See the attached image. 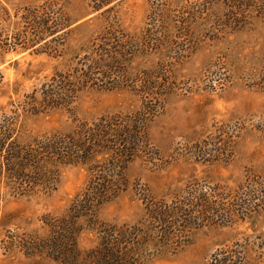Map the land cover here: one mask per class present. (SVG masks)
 <instances>
[{"label": "rangeland", "instance_id": "rangeland-1", "mask_svg": "<svg viewBox=\"0 0 264 264\" xmlns=\"http://www.w3.org/2000/svg\"><path fill=\"white\" fill-rule=\"evenodd\" d=\"M250 4L231 10L222 0H0V115L19 116L24 141L67 132L76 119L136 115L145 101L132 80L165 69L148 99L147 144L126 170L129 189L98 218L138 225L147 219L145 198H190L193 185L220 204L221 216L205 221L178 252L149 255L143 264H209L218 249L236 242L246 245L251 264H264V0ZM47 6L67 13L73 27L85 26L35 41L30 12ZM110 26L125 39L153 35L150 55L129 64V82L115 90L79 88L70 110L32 108L31 97L42 103L44 86L70 72ZM53 46L62 52H45ZM89 178L88 167L70 166L54 191L16 195L2 187L0 264H57L22 243L47 236L45 219L65 216ZM98 243L97 231L79 236L82 252Z\"/></svg>", "mask_w": 264, "mask_h": 264}, {"label": "trees", "instance_id": "trees-1", "mask_svg": "<svg viewBox=\"0 0 264 264\" xmlns=\"http://www.w3.org/2000/svg\"><path fill=\"white\" fill-rule=\"evenodd\" d=\"M222 1L231 10L253 6L251 0L249 3L247 0ZM65 14L54 6L31 11L35 41L47 35L55 39L61 30L67 28L69 34L85 26L73 27L76 21H69ZM125 36L115 27H108L70 72L56 74L51 83L44 86L42 103L36 96L31 97L32 108L43 104L48 109L70 110L79 88L81 91L100 86L115 90L123 86V81L129 82V64L145 51L150 55L153 35H144L139 41L125 39ZM50 48L45 52L53 55L62 52L59 47ZM163 71L165 69L160 68V74ZM158 74L149 73L140 81L132 80V89L145 101L136 115L103 116L92 121L76 119L69 131L48 133L32 141L23 140L24 126L19 116L15 113L0 115V189L4 187L16 195L49 192L56 190L66 167L86 166L90 173L87 185L69 212L58 219H45L49 234L23 241L25 248L35 251V257H44L57 264H143L149 255L178 252L190 243L205 221L213 222L221 216L220 204L208 194V197L201 196L203 189L193 185L190 198L152 202L145 198L147 219L138 225L118 226L98 218L104 205L129 189L126 170L140 158L141 147L147 144L144 126L151 109L148 99L155 98ZM103 78L104 81L100 80ZM134 82H141V85ZM224 214L223 219L228 222L231 213L225 209ZM85 229L97 231L99 243L95 249L82 252L79 236ZM209 264H251V261L246 245L236 242L218 249Z\"/></svg>", "mask_w": 264, "mask_h": 264}]
</instances>
